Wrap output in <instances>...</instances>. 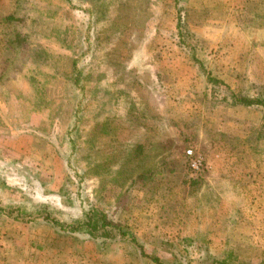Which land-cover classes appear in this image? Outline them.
Instances as JSON below:
<instances>
[{"label": "rangeland", "instance_id": "374dc122", "mask_svg": "<svg viewBox=\"0 0 264 264\" xmlns=\"http://www.w3.org/2000/svg\"><path fill=\"white\" fill-rule=\"evenodd\" d=\"M220 3L182 1L188 21H209L199 41L209 45L207 67L264 93V13L240 29L219 17ZM173 9L172 0H0V264L195 263L202 244L179 247L194 234L214 251L225 240L236 256L229 264H264L250 239L254 225L264 229V202H253L256 222L233 205L240 188L229 189L236 161L264 169V142L223 159L214 135L239 127L174 82L192 75L189 58L152 30L168 29ZM187 149L201 159L194 172ZM42 207L66 226L103 210L137 249L56 232Z\"/></svg>", "mask_w": 264, "mask_h": 264}, {"label": "trees", "instance_id": "16d2710c", "mask_svg": "<svg viewBox=\"0 0 264 264\" xmlns=\"http://www.w3.org/2000/svg\"><path fill=\"white\" fill-rule=\"evenodd\" d=\"M172 1L174 4L173 13L168 14L166 22L168 29L172 27L173 32H171L173 34L168 29H164V26L159 23L153 24L152 30L154 34L162 33L164 36L162 42L174 48L176 55H186L189 58L192 75L184 78V80L174 82L190 85V92L198 103V108L208 111L220 110L233 119V125L239 127V134L235 129L236 132H216L214 135L216 140L222 142L221 147L225 149L224 153H232L235 157L239 151L243 152L244 157L253 155L254 152H257V147L260 146L259 143L264 142V93L258 89L252 90V88L248 87V84L243 85L242 75H239V73L232 77L235 80V85L230 86L222 81L219 74L210 71L206 62V57L210 52L209 45L204 50L199 43V41L204 39L202 33L209 27V21L200 16H196L195 21H188L187 12L182 9L183 0ZM220 2L219 17L226 20L227 26L245 28L253 18H259L264 13V0H221ZM196 13L195 11L190 14ZM246 109L251 110L252 117L244 113ZM240 118L241 120H239ZM252 121L256 122L253 124ZM228 138L234 142L233 147L227 148ZM223 142L226 143L224 144ZM247 147H251L253 150H249ZM259 170H262V168L252 166L245 174V177L238 175L237 179L229 182V189L240 188L239 193L241 195L238 193L234 194L235 201L233 205L249 207L247 209L252 210V215L255 216L256 222L261 219L253 213V202H264V190L257 187L252 179V175ZM194 181L196 180L193 179L188 182L193 183ZM39 209L42 210L41 214L44 215L47 223L52 225L53 230L56 232L64 231L72 235L85 236L92 241H97L101 249L108 246L112 250L113 245L117 241L124 239H127L129 244L136 248L135 240L129 235L127 227L109 221L103 210L90 209L83 213L80 220L73 221L71 225L66 226L58 223V221H53L50 217L52 213L47 207ZM200 238H202L200 235L194 234L180 239L179 247L182 249H185L191 243L199 242L202 244L204 253L202 260L195 263L186 261L185 264H229V260L235 256L231 253L230 247L225 240L215 243L219 247L214 251L209 248L214 243ZM250 239L255 240L253 246L256 249L264 251V229L262 226L260 228L254 225ZM148 259L153 264H159L158 258L148 257Z\"/></svg>", "mask_w": 264, "mask_h": 264}, {"label": "crops", "instance_id": "0c3cea01", "mask_svg": "<svg viewBox=\"0 0 264 264\" xmlns=\"http://www.w3.org/2000/svg\"><path fill=\"white\" fill-rule=\"evenodd\" d=\"M218 2H220V0H216V3H218ZM244 113L246 114V115H252L253 116V114H252V112H251V110H249V109H246V111H244ZM225 115V114H224ZM251 116V117H252ZM227 117H229V116H227ZM231 120H232V122H233V119L231 118V117H229ZM228 118V120L230 121V119ZM228 129H230V127H227ZM219 131H222V130H219ZM222 132H224V131H222ZM259 151H257L256 153H258ZM222 156H223V159H226V160H237V159H239V158H241V157H244L243 156V152L242 151H239L238 152V154L236 155V157L232 154V153H229V152H226V153H223L222 154ZM212 158H213V162L214 161H216L217 160V158H218V155H216V154H214V155H212ZM231 162V161H230ZM236 171H234V173H235V175H236V173L237 174H240V176H242V177H245V174L249 171L248 169H245V168H243L242 166L240 167V164H239V162H237L236 161ZM226 170L228 169L227 167L225 168ZM223 170H224V168H223ZM222 172V171H221ZM240 172V173H239ZM257 172H259V173H257V175H261L262 174V177L264 178V173H262V170H259V171H257ZM229 173V172H228ZM228 173H227V175H228ZM222 174L223 175H225V171H223L222 172ZM257 175H256V177H257ZM254 181V184L256 185V186H258L259 188H262L263 190H264V185H262V184H259V183H255V180H253Z\"/></svg>", "mask_w": 264, "mask_h": 264}, {"label": "built area", "instance_id": "2783aa9c", "mask_svg": "<svg viewBox=\"0 0 264 264\" xmlns=\"http://www.w3.org/2000/svg\"><path fill=\"white\" fill-rule=\"evenodd\" d=\"M186 157L189 159L188 160V166L187 168L189 169L190 172L196 171L200 166H201V159L198 155L193 153L191 149H187L185 151Z\"/></svg>", "mask_w": 264, "mask_h": 264}]
</instances>
